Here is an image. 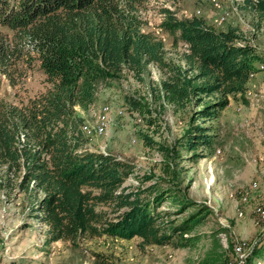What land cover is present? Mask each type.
Returning <instances> with one entry per match:
<instances>
[{"label": "trees", "instance_id": "obj_1", "mask_svg": "<svg viewBox=\"0 0 264 264\" xmlns=\"http://www.w3.org/2000/svg\"><path fill=\"white\" fill-rule=\"evenodd\" d=\"M149 2L0 0V86L3 81L22 86L35 63L45 77L33 96L0 97V192L27 197L31 215L45 226V246L62 241L75 247L83 238L114 237L136 239L139 248L179 249L200 238L191 232L209 207L161 188L151 173L135 175L137 185H125L133 166L85 149L76 107L92 105L97 86L124 70L142 82L144 70L153 65L162 75L149 86L153 101L177 110L194 107L182 144L194 150L210 144L208 127L197 121L216 119L230 96L243 94L263 56L235 27L216 29L202 17L178 18L161 7L159 28L173 35L172 45L184 47L177 59L167 57L164 42L142 29ZM241 3L258 23L264 21V0ZM123 100L131 113L145 117L150 111L145 96L128 93ZM141 139L153 144L145 133ZM166 200L177 209H161ZM188 208L194 211L175 217ZM263 243L252 248L251 258L261 261ZM95 257L98 264H109L106 256Z\"/></svg>", "mask_w": 264, "mask_h": 264}, {"label": "rangeland", "instance_id": "obj_2", "mask_svg": "<svg viewBox=\"0 0 264 264\" xmlns=\"http://www.w3.org/2000/svg\"><path fill=\"white\" fill-rule=\"evenodd\" d=\"M242 4L241 0H150L144 11L142 29L164 42L167 57L177 59L184 47L172 45L173 35L159 28L161 7H169L178 18L202 17L216 29L235 27L263 56L243 94L230 96L216 119L197 121L208 127L209 145L194 150L182 145L194 107L177 110L153 101L149 86L162 76L153 65L144 70L142 82L124 70L118 79L97 86L92 105L76 107L83 118L80 129L105 121L101 134L86 135L81 130L87 138L85 149L128 161L133 174L125 185H137L135 175L151 173L161 188H171L209 207L191 232L199 240L179 249L139 248L136 239L114 237L83 238L75 247L62 241L45 246V226L31 215L27 197L16 191L10 195L0 192V264H98L97 254L106 256L109 264H235L242 249L246 250L243 264H264V257L261 261L251 258L252 248L264 242V21L258 23ZM44 78L35 63L22 86L11 88L3 81L0 97L14 101V93L17 99L33 96L43 89ZM128 93L146 97L150 111L145 117L153 123L127 110L123 96ZM141 133L153 144L145 145ZM168 208L174 211L177 206L166 200L161 209ZM192 211L188 208L175 217Z\"/></svg>", "mask_w": 264, "mask_h": 264}, {"label": "bare ground", "instance_id": "obj_3", "mask_svg": "<svg viewBox=\"0 0 264 264\" xmlns=\"http://www.w3.org/2000/svg\"><path fill=\"white\" fill-rule=\"evenodd\" d=\"M104 127H105V121L102 120L99 123L95 122L94 125L84 124L81 127L82 128L81 130H83L86 133V135H92V134L96 135V134H101L104 130ZM261 215H264V213ZM235 250H236V253L239 254L241 251V248L238 246L235 248ZM235 264H241V257L238 256V259L236 258Z\"/></svg>", "mask_w": 264, "mask_h": 264}, {"label": "built area", "instance_id": "obj_4", "mask_svg": "<svg viewBox=\"0 0 264 264\" xmlns=\"http://www.w3.org/2000/svg\"><path fill=\"white\" fill-rule=\"evenodd\" d=\"M214 6L212 5V8H213ZM246 255V250L245 249H242V254H241V264H243V256H245Z\"/></svg>", "mask_w": 264, "mask_h": 264}]
</instances>
